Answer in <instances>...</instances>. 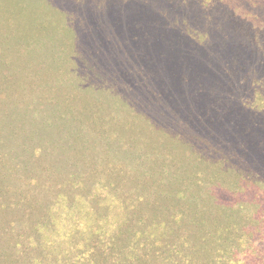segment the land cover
I'll return each instance as SVG.
<instances>
[{
	"label": "rangeland",
	"instance_id": "obj_1",
	"mask_svg": "<svg viewBox=\"0 0 264 264\" xmlns=\"http://www.w3.org/2000/svg\"><path fill=\"white\" fill-rule=\"evenodd\" d=\"M170 1L179 15L158 0H33L27 15L0 1V253L13 256L0 264H264V118L235 149L220 133L264 97V0ZM165 14L173 31L157 37L146 18ZM203 75L223 89L207 95Z\"/></svg>",
	"mask_w": 264,
	"mask_h": 264
},
{
	"label": "trees",
	"instance_id": "obj_2",
	"mask_svg": "<svg viewBox=\"0 0 264 264\" xmlns=\"http://www.w3.org/2000/svg\"><path fill=\"white\" fill-rule=\"evenodd\" d=\"M1 1V0H0ZM4 1H7V0H4ZM16 1H22L23 2V4L20 6V8H21V10H22V12H24V14L25 15H27V14H29V11L32 9V6H33V0H16ZM1 4H4V2H0ZM158 3H161V5H164L167 9H169L168 10V12L171 14V15H173V13L174 14H178L179 15V12L176 10V5L175 4H173V2H171L170 0H158ZM180 8H181V5H180ZM146 9H148V13L150 14L149 15V17L150 16H153V14L154 13H156V12H158V11H160L161 9L160 8H157L155 5H150V6H148V8H146ZM163 13H164V11H163ZM162 14V13H161ZM114 15H116V13L115 14H111L110 16H114ZM117 15H121V14H117ZM166 15V14H165ZM180 15H181V18L185 21V22H190L191 20H190V16H189V13L188 12H186V11H184V12H180ZM239 16H243V15H239ZM67 17V16H66ZM148 17V18H149ZM73 18H74V21L76 20L77 21V19H78V17H77V15L75 16V15H73ZM148 18H146L147 19V22H145V23H148V24H150L151 26H150V28H151V31L152 32H154V34H155V31H156V36L158 37V32H159V30L160 29H171L170 30V32H172L173 31V28L172 27H167L168 26V22L165 20L166 18H167V15H166V17L165 16H162V17H160V19H151V20H149ZM233 21H234V23H237L239 20H234V19H232ZM150 21V22H149ZM72 22V21H71ZM85 22V21H84ZM247 22L248 21H246L245 23H242L243 24V27H244V29H247V30H249V25L247 24ZM32 23V22H31ZM256 22H253L252 23V25H255V27H257V25L255 24ZM48 24V25H47ZM87 24V22L85 23V25ZM34 27L32 28L33 30H41L42 31V33L44 34L45 33V31H46V29L49 31L48 33H49V35H51V37L53 36L52 35V28H54V26H52V25H50L49 24V22H47V20L45 19V18H40L38 21H37V23H35V24H32ZM254 26L253 27H251L250 28V32L252 31V29H254L255 28ZM69 28V30H70V27L69 26H67L66 27V29H68ZM55 29V28H54ZM148 29V28H147ZM150 31V32H151ZM263 31V33H264V30H262ZM68 33H69V31H68ZM171 34V33H170ZM192 36L194 37V39H195V41H197V42H194V43H198V44H200V38L199 39H197L198 37H196V35L197 34H195V32H193L192 31ZM260 34L261 33H259V35L256 37V38H259V37H263L264 35H262V36H260ZM179 35H181V32H176L175 34L174 33H172V36H177V37H179V38H184V37H181V36H179ZM151 38H152V36H151ZM143 39V41H146L145 39H148L146 36L145 37H143L142 38ZM189 39H191L190 37H188L187 36V38L185 39H183L184 40V46L183 47H185V48H189V50H192L191 51V53H195V51L197 50V49H199V47H195L194 45H192V47L190 48V44H191V41H189ZM149 40H150V38H149ZM160 40V39H159ZM58 45H60V44H58ZM241 45H242V43L240 44V43H238L235 47H237V48H241ZM62 48H63V45H60ZM61 47H59V48H57V49H54V51L51 53V57H53V59H54V61H56V62H58V63H61V64H63V61L62 60H64L65 58H64V52H63V49L61 48ZM72 47V46H71ZM189 50H188V52H189ZM52 51V50H51ZM48 52H50V51H48ZM202 54V52L200 51V52H198L197 53V58H199V59H201V58H203L204 56H205V54H203V55H201ZM255 62V67H257V66H261L262 64H260L259 65V60H256V61H254ZM254 62H252V61H250V60H247V61H245L244 63H247V65H248V63H250V64H252V63H254ZM260 63H263V60L260 62ZM220 65H222V64H220ZM57 65L56 64H54L53 65V69L55 70V71H57V72H59L58 71V69H57ZM223 67L222 66H220L219 68H218V70H216V71H219V72H221V69H222ZM60 73V72H59ZM59 73H57V74H54V73H52V75H53V78H54V80H55V82H57V84L60 86V85H62V81H63V78L61 77V76H59V78H58V74ZM222 74L224 75V77H225V79H224V81H223V83L225 82V86L228 88V86H229V84H230V82H234V83H238V80L237 79H235V78H233V79H231L230 77L231 76H227V74L224 72V71H222ZM240 79H241V81H239L240 83L242 82V78L243 77H239ZM212 80L209 78V75H203V77H201L200 78V82L201 83H203L202 84V86H204V90H206V93H207V95H210V96H215V94H217L218 92H220V89H223L222 87V85H219V84H215L213 81L211 82ZM74 80H71V82H70V84L71 83H73L74 84ZM47 88L48 89H52V90H56V87L58 86V85H53V83L51 82V81H48L47 82ZM73 84H71V85H73ZM218 85V86H217ZM221 86V87H220ZM59 88V87H58ZM91 88V86L90 85H86V89H90ZM97 93V92H96ZM199 102H200V100H198ZM92 101H90V103H89V101L86 103V107H85V110H79V111H76V110H74L73 108H69V109H67V115L69 116V115H72V119H73V121H74V117L76 118V117H78L79 119H80V115H86V113H85V111L87 110V111H90V109H89V105H91V104H93V103H91ZM200 103H202V102H200ZM63 104H65V101L63 100V99H59L56 103H54V102H50V105L51 106H54V109L55 110H57V108H59L60 106H62ZM98 106V105H97ZM257 108H255L253 111L255 112V113H253V111H251L250 110V112H248V114H245V119L243 120V121H241V122H234L233 123V125L231 124V123H229V125H227V126H229L228 127V129L227 130H221L220 131V133L221 134H223V133H227V135H228V139L227 140H229L232 144H233V146H230V148H236V146H238V145H236L235 146V144L236 143H238L239 141H241V140H247V139H253V134H254V132L253 131H256V130H258V127L256 126V125H259L260 123V121H263L262 120V118H264V97L262 98V100H261V102L256 106ZM81 113H84V114H81ZM91 115V116H90ZM94 115L93 114H91L90 112L88 113V118H91V117H93ZM70 117V116H69ZM96 117V116H95ZM65 119V118H64ZM249 121L251 122V124L249 123ZM257 123V124H256ZM226 125V124H225ZM252 128H251V127ZM232 129V130H229V129ZM215 131H219V130H215ZM237 133H241L240 135H238ZM207 137V136H206ZM214 143H215V145H218L220 142V138H219V135L218 134H216V135H214L213 137H209ZM246 138V139H245ZM202 140L201 139H197L196 140V142L194 143V144H198L199 145V148L197 149V151H196V153H195V155H196V157L194 156L193 157V159L194 160H196V162L198 163L197 165H199L200 167H202V168H205V167H207L208 166V162H207V160H206V157H205V153L207 152V150H206V148L204 149V145L202 144V142H201ZM218 148H220L221 149V147L219 146ZM243 148V147H242ZM241 148V149H242ZM250 149L251 150H253V149H259V147H256V146H254V145H250ZM262 150V149H261ZM247 151H249V150H247ZM263 151V150H262ZM243 153H244V149H243ZM137 158H139L138 156H136ZM213 164V163H212ZM222 164V163H221ZM221 164H217L218 166H217V168H215V169H217V171H219V170H222L221 172H224L225 174H228L229 176H231V174H234V173H232V171H228V170H226V168H224V167H222V166H220ZM211 164H209V166H210ZM214 170V169H213ZM216 171V172H217ZM216 172L214 173H212V178L213 177H215V174H216ZM219 173V177L221 178V173L220 172H218ZM212 178L209 180L210 181V183L213 185L214 184V181H212ZM244 180H248V177H246ZM243 180V181H244ZM260 182L258 179H255V180H252V182L251 183H253V182ZM4 186H5V183L3 182L1 185H0V195H2V194H4L5 193V188H4ZM208 192H210V191H208ZM7 195V194H6ZM60 198H62V196L60 197ZM171 198V196L170 195H168L167 196V198L166 199H170ZM208 198H210V195L209 194H205V196L203 197V199H202V202H201V207H202V203H204L205 201H207V199ZM63 199V198H62ZM9 208L7 207V208H5V210H8ZM229 209V212L231 213V215H233V214H235V206H230V208H228ZM156 210H157V208H156ZM41 225H43V224H41L40 223V226ZM34 243V242H33ZM18 245H19V243L17 242L16 244H14L12 247L15 249V248H17L18 247ZM96 256V254H94L93 252H91V258L88 260V261H90V260H93L94 259V257ZM13 256L12 255H9L8 253H5V252H3L2 251V253H0V260H3V259H5V258H7L8 259V262H10L11 261V258H12ZM26 264H46V262L44 261V260H40V258H37V257H32V256H30L27 260H26Z\"/></svg>",
	"mask_w": 264,
	"mask_h": 264
}]
</instances>
